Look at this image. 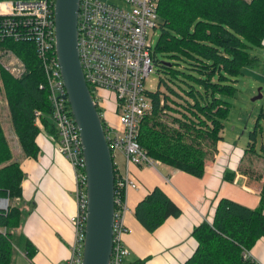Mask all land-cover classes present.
Instances as JSON below:
<instances>
[{
    "label": "trees",
    "instance_id": "1",
    "mask_svg": "<svg viewBox=\"0 0 264 264\" xmlns=\"http://www.w3.org/2000/svg\"><path fill=\"white\" fill-rule=\"evenodd\" d=\"M157 12L160 34L153 64L159 80L157 89L149 91L152 108L140 122L137 140L152 158L202 177L210 151L222 139L232 106L227 98L236 95L237 77L245 68L264 62L248 51L264 45V0H159ZM5 47L13 49L26 65L20 78L0 67V83L21 150L24 156L36 159L40 129L35 111L41 112L45 131L56 134L47 93L39 88L44 80L41 61L31 42L3 40L0 49ZM161 85L168 93L159 90ZM95 106L101 113L96 102ZM261 118L262 111L248 131L244 153L255 152L259 134L263 137ZM101 122L106 126L103 118ZM260 150L264 154V142ZM23 177L0 118V198L8 199L7 208L0 209V264H12L17 250L29 258L35 252L23 232L33 208L22 196ZM15 198H19L18 204ZM180 214L181 209L159 187L151 189L134 209L135 218L149 233L168 217ZM191 233L197 246L182 264H258L249 251L264 236V180L257 207L221 198L212 221L200 222ZM147 259L130 264H144Z\"/></svg>",
    "mask_w": 264,
    "mask_h": 264
},
{
    "label": "built area",
    "instance_id": "2",
    "mask_svg": "<svg viewBox=\"0 0 264 264\" xmlns=\"http://www.w3.org/2000/svg\"><path fill=\"white\" fill-rule=\"evenodd\" d=\"M122 5L107 0H79L77 16L78 52L86 84L94 103L103 109L102 91L114 103L115 122L104 119L105 138L114 169V211L112 249L108 264H127L129 249L123 236L126 193L139 186L129 171V164L155 167L160 160L149 156L137 140L142 118L152 103L146 82L154 71L153 34L159 25V0H121ZM55 0H0V43L3 40L31 42L41 61L44 89L51 105L50 118L56 134H49L56 150L69 162L74 178L73 196L76 210L69 216L73 238L69 256L58 264H82L87 188L83 149L78 126L71 113L67 91L56 52ZM2 47V46H1ZM0 65L11 75L20 77L26 66L10 48L0 49ZM35 111V124L45 131ZM125 160V169L117 162V153ZM8 199L6 202V208ZM5 208V209H6Z\"/></svg>",
    "mask_w": 264,
    "mask_h": 264
},
{
    "label": "crops",
    "instance_id": "3",
    "mask_svg": "<svg viewBox=\"0 0 264 264\" xmlns=\"http://www.w3.org/2000/svg\"><path fill=\"white\" fill-rule=\"evenodd\" d=\"M110 105L107 101L102 102L105 119L114 123L115 115L112 116ZM48 136L46 131H40L36 136L39 147L36 159L26 156L18 159L24 172L22 196L33 205L23 232L35 246V252L29 258L24 251L17 250L12 264H58L69 256L68 246L73 238L69 216L76 210L73 172L68 160L56 150ZM215 151L217 155L205 163L202 177L162 162L155 167L129 164L130 174L139 186L126 193L125 225L129 232L124 234L123 241L135 255L131 260L130 253L127 264L144 257H148L144 264H182L197 246L191 233L193 227L204 220L212 221L221 198L250 208L258 206L264 178H254L250 166L241 167L244 149L226 141L222 135ZM116 156L120 168L125 169L122 154L118 152ZM154 187L162 189L181 209V214L168 217L149 233L135 218L134 209ZM249 254L258 264H264V236L258 239Z\"/></svg>",
    "mask_w": 264,
    "mask_h": 264
},
{
    "label": "water",
    "instance_id": "4",
    "mask_svg": "<svg viewBox=\"0 0 264 264\" xmlns=\"http://www.w3.org/2000/svg\"><path fill=\"white\" fill-rule=\"evenodd\" d=\"M78 7L79 0L54 2L56 52L71 113L80 132L87 177L88 203L82 264H108L112 249L114 169L101 117L80 63ZM261 96L259 94L258 97ZM0 199L7 202V198Z\"/></svg>",
    "mask_w": 264,
    "mask_h": 264
},
{
    "label": "rangeland",
    "instance_id": "5",
    "mask_svg": "<svg viewBox=\"0 0 264 264\" xmlns=\"http://www.w3.org/2000/svg\"><path fill=\"white\" fill-rule=\"evenodd\" d=\"M111 1L115 4L122 5L121 0H107ZM160 34V29L157 28L155 33L153 34V46H155L158 36ZM264 44V40H263ZM248 51L257 55L264 61V45L261 47H249ZM18 55V54H17ZM19 56V55H18ZM158 58L161 59L160 54H158ZM23 60V59H22ZM26 66V65H25ZM0 67L4 69L1 65ZM262 67V68H261ZM5 70V69H4ZM6 71V70H5ZM9 73V72H8ZM10 74V73H9ZM11 75V74H10ZM14 77L13 75H11ZM15 78V77H14ZM159 80V73L157 71V67L154 65V71L150 73L149 79L146 82V87L150 91H155L157 89V82ZM237 87V92L234 98H227L232 106L230 108L229 117L224 121V129L222 130V135L225 140L236 145L240 149H246L248 145V131L252 129L253 124L255 123L258 114L260 111L264 113V62L261 63V66L255 68H245L243 73L237 77V81L235 82ZM159 90L162 92L168 93L165 90L164 86H159ZM103 101L109 102L111 105V114L114 116L116 111L114 110V103L112 100L108 99V93L106 91H102ZM259 94H262L261 97H258ZM172 98H175L171 95ZM105 113V110H102ZM0 118L2 121L3 129L5 131V135L10 143V146L13 151V158L16 160H20L24 155L20 149L19 142L17 140V136L15 137V133L12 127L7 101L4 95V91L2 85L0 83ZM260 123L264 129V118L260 119ZM263 137L259 134L256 143V151L255 152H246L243 154V157L240 159L242 168L250 166V173L254 178L262 177L264 174V154L260 150V146L262 142H264V132ZM217 155V151L213 149L210 151V154L206 160V162L212 160ZM240 166V165H239ZM20 202L19 198L14 199V203L18 204ZM8 206V205H7ZM130 259L133 260L135 255L130 252ZM129 257V256H128ZM137 260V258L135 259ZM134 260V261H135Z\"/></svg>",
    "mask_w": 264,
    "mask_h": 264
},
{
    "label": "bare ground",
    "instance_id": "6",
    "mask_svg": "<svg viewBox=\"0 0 264 264\" xmlns=\"http://www.w3.org/2000/svg\"><path fill=\"white\" fill-rule=\"evenodd\" d=\"M8 48V47H7ZM11 49V48H10ZM13 50V49H12ZM14 51V50H13ZM15 77V76H14ZM21 77V76H20ZM20 77H15V78H20ZM40 80V79H39ZM140 126V125H139ZM139 131V130H138ZM5 204L6 202L2 199H0V209H5Z\"/></svg>",
    "mask_w": 264,
    "mask_h": 264
}]
</instances>
